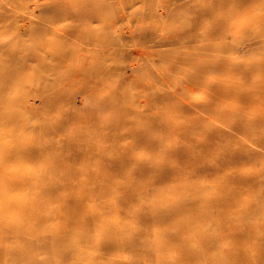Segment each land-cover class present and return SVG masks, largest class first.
<instances>
[{
    "label": "rangeland",
    "instance_id": "374dc122",
    "mask_svg": "<svg viewBox=\"0 0 264 264\" xmlns=\"http://www.w3.org/2000/svg\"><path fill=\"white\" fill-rule=\"evenodd\" d=\"M46 4L48 0H0V68L8 62L9 68L3 76L7 77L11 85L8 88L9 92L5 94L8 98L3 100V106L15 105L19 96L25 97L26 107L39 106L38 101L33 97H29L27 103V97L33 87L29 84L31 76L27 73H18L21 72L20 66L25 61L24 57L22 59L23 53L30 54L34 51L33 42L29 43L33 34H23L30 25H46L45 22L51 20L54 26L72 29L73 33L80 36L79 39L86 37L89 31L95 32V36L103 41L119 37L128 39L126 44L120 40L116 45L118 49L123 48L122 54L120 51H115L116 54L109 51L107 55L113 76L121 80L118 82L105 80L104 90L107 86L114 90L121 87L128 92L126 80L129 78L139 81L141 94L138 91L132 96L144 99L156 98L155 107L150 105L152 110L160 115L158 123L161 128L153 134L163 140L164 144L162 151L151 152L139 149L134 154L163 156L166 167L172 170H176L177 167L182 171L183 176L191 174L190 180L193 182L217 183L229 187L236 195L243 198L244 203L239 210L240 216L232 219V222L236 223L243 217L250 219L248 224L251 228L245 234L247 233L249 237L254 236L255 240L249 244H245V236L233 241L236 236L230 231L222 233L223 228L214 226L213 221V232L218 245H214L210 256L200 257L194 264H212L217 251L222 252L223 255L229 246L240 257H245L243 259L245 264H264V258L260 256L264 254V0H65L64 6L68 5L71 14L66 10L58 14L50 11L41 17L45 13ZM248 4H254L259 10L246 13ZM88 6L99 9L94 11L100 14L95 16L98 19H92L85 26L80 24L76 17L83 14V10H87ZM63 29L59 30L58 36L47 34V41L51 38H66ZM10 30L18 37L12 36L8 39L12 42L4 43L3 41L7 39L1 38L9 36ZM75 42L74 39L69 44L74 45ZM214 45H225L229 51L216 52ZM208 48L213 57L224 60L227 66H231L230 77L220 74L208 77L209 73L205 72L207 74L205 79L195 78L197 70L224 68L220 61L216 63L203 60L204 51ZM209 50L205 53L208 54ZM138 51L143 52V57L137 53ZM135 57L138 60L132 64ZM195 60L198 62L194 63ZM134 64L142 67L133 69ZM201 81L206 84L211 83L209 96L206 95L202 101L194 104L189 101L191 94L187 93H190L194 85ZM135 84L131 89L137 88L138 85ZM16 87L18 94L12 98L11 91L16 90ZM36 93L37 91L33 92ZM180 93L184 95L182 99L176 96ZM106 100L109 101L104 105V108L107 107L106 114L116 113L108 108L115 103L114 100L116 103L123 102L122 97L112 94H109ZM87 103L77 98L75 108L77 110L84 108ZM198 103L201 104L197 105ZM202 103H214L216 110L209 113L201 106ZM137 110L140 111L138 107ZM2 112L0 111V114ZM121 122L126 125L130 120L124 117ZM55 123L56 119L48 124ZM181 123L183 129L185 125L186 130L180 133L173 132L172 130H176L175 126ZM95 126L97 135L101 134L102 123ZM65 128L66 132H77L78 129L73 123H67ZM143 129L144 126L141 125L133 126L128 130V136L134 134L135 139L141 137ZM114 134L110 132L109 135L101 137H112ZM38 135L42 143L47 144L50 136L45 135L43 138L41 133ZM123 139L121 145L125 146L127 141ZM72 140L76 141L70 143H78V139ZM181 152L185 160L178 163ZM198 153L205 155L199 159ZM55 156L56 153L53 152L51 161ZM18 159L23 162L25 157L21 154ZM2 160L0 158L1 165ZM32 162V165L24 167V172L27 168L26 170L32 173L34 171L38 173L49 166V164L46 166L40 164L37 159H33ZM91 171L90 168L80 169L79 172ZM67 172L71 173L69 169ZM259 174L262 178L256 180L255 184L263 185L261 191L248 193L247 183L242 180L241 185L234 190L235 183L232 179H256ZM1 179L0 176V183L4 181ZM19 179L25 181L26 177L21 175ZM185 180L181 177L177 182L181 183ZM74 188L71 186L70 191ZM87 188L84 186L85 190ZM90 188L92 189L90 193L96 194L84 198L83 205L80 204L82 201L78 197L67 195L68 187L60 185L57 188L60 196L70 197L75 202L67 208L69 214L70 209L71 211L77 209L78 214L81 213L69 231V237L73 238V241L69 242L70 246L58 245L54 239L57 225L64 221L62 218H57L53 223L35 232L39 235L29 237V240L17 235L9 237L8 242L12 248L13 246L24 248L29 252L24 251L21 255H16L10 250L6 257L0 258V264H159L158 259L152 256L154 247L150 244L138 243L139 240L148 241L152 236L148 231L138 230L141 224L130 215L133 202L118 204L121 213L114 211L117 215L113 213L114 218L111 219L110 215L101 214L95 207L100 202V189L95 186ZM81 189L82 187H79V192ZM36 191L35 187L31 189L29 197L31 203L39 207L32 198ZM113 194L109 195L111 199L114 197ZM11 195L2 197L0 194V200L15 202L17 195ZM191 200L192 195L183 192L163 208L181 207ZM19 201L23 202L21 198ZM199 204L200 206H197L202 213L207 214L205 201ZM45 206L48 209L60 208L62 203L51 199ZM79 207L82 209L78 210ZM9 216L15 222L22 220L21 215L16 213H11ZM83 216H87L88 220L81 224ZM111 220L118 227L119 233L102 228L104 222ZM206 222L211 223L210 220ZM82 225L86 230L92 231L87 238L82 236ZM35 233L32 232L28 236ZM175 258L172 252L166 255V259Z\"/></svg>",
    "mask_w": 264,
    "mask_h": 264
},
{
    "label": "bare ground",
    "instance_id": "6f19581e",
    "mask_svg": "<svg viewBox=\"0 0 264 264\" xmlns=\"http://www.w3.org/2000/svg\"><path fill=\"white\" fill-rule=\"evenodd\" d=\"M64 4L65 0H48L44 8L45 13L41 17L50 11L58 14L66 10L71 14L68 5L64 6ZM247 9L246 13H249L259 10V7L248 4ZM94 10L99 9L88 6L87 10H83V14L76 17L81 22L80 24L86 26L92 19H98L95 16L100 13ZM45 24L30 25L23 32V34H33L29 43L33 42L34 51L30 54L23 53L22 59L24 57L25 61L20 66L21 72L16 71L31 76L29 84L33 87L27 97V103L28 98L33 97L39 103L37 108L26 107V99L23 96L17 97L15 105L3 106V100L8 98L5 94L9 92L8 88L11 86L7 77L3 76L9 68L8 62L0 68V111H3L0 114V158L3 159L2 165L0 163L3 166L2 169L0 168V176L1 180H4L0 183V194L2 197L16 194L18 201L19 198L23 200V202L0 200V258L6 257L10 250H13L16 255H21L24 251L29 252L24 248H15V246L12 248L8 242L9 237L17 235L29 240V237L39 235L35 232L42 230L57 218H62L64 221L57 225L54 239L58 245L70 246L69 242H72L73 238L69 237V231L81 214H78L77 209L75 211L70 209L69 214L67 208L75 204L70 197H78L82 201L80 204L83 205L84 198L87 199L96 194L90 193L92 191L90 186L100 189V202L96 204V209L101 214L110 215L111 219L114 218L113 213L114 215L121 213L118 204L133 202L130 215L141 224L138 230L148 231L152 236V239L139 240L138 243L153 246L152 256L158 259L159 264H194L200 257L210 256L214 245H218L213 232V221L214 226L223 228L222 233L232 232L236 236L233 241L240 240L243 236L246 237L245 244L255 240L254 236L249 237L247 233L245 234L251 228L248 224L250 219L243 217L236 223L232 222V219L240 216L239 210L244 203L243 198L236 195L229 187L217 183L193 182L190 180L191 174L183 176L182 171L177 167H175L176 170L166 167L163 156H136L134 154L139 149L151 152L162 151L164 144L163 140L153 134L161 128L158 123L160 115H157L150 105L155 107L156 98L144 99L132 96L138 91L141 94L139 81L128 78L126 80L128 92L125 89L122 90L121 87L114 90L107 86L104 90L105 80L111 82L121 80L113 76L111 62L107 59V55L109 51L114 54H116L115 51L121 53L123 48L118 49L116 45L120 40L126 44L128 39L119 37L103 41L95 36V32L91 33L92 31H89L83 39H79L80 36L73 33L72 29L54 26L51 20H47ZM60 29H63V35L66 38L55 37L56 39L51 38L47 41V34L58 36ZM8 35L1 38L7 39L3 41L4 43L12 42L8 40L12 36L18 37L11 30ZM74 39L75 44L70 45L69 42ZM208 50L209 48L205 49L203 60L216 63L220 61L224 68L209 69V71L197 70L195 78L205 79L207 77L205 72L209 73L208 77L217 76L214 74L230 77L232 75L231 66H227L224 60L213 57L210 50L208 54L205 53ZM214 50L216 52L229 51L225 45H214ZM137 53L143 57V52L138 51ZM137 60L135 57L132 64ZM197 62L194 61V63ZM141 67L142 65L134 64L133 69ZM135 83L138 86L133 90L131 87L133 84L136 85ZM210 84L202 81L196 83L192 91L187 93L191 94L189 101L195 104L197 101H202L206 95L209 96ZM35 91L37 93L33 94ZM17 94L18 87L11 91V97H16ZM109 94L122 97L123 102L116 103L114 100L115 103L108 107L116 113L106 114L107 107L104 108V105L106 102L109 103L106 100ZM176 96L182 99L184 95L180 93ZM77 98L88 102L87 106L77 110L75 108ZM199 104L201 103L197 105ZM201 106L209 113L216 110L214 103H202ZM124 117L130 120L129 124H122L121 120ZM55 119L54 125L48 124ZM67 123L75 124L78 128L77 132H66ZM99 123H102L103 129L102 133L97 135L95 125ZM137 125L144 126L141 137L135 139L134 134L128 136V130ZM175 128L176 130H172L175 133L186 130L185 125L183 129L182 123L176 125ZM110 132L115 134L112 137H101L109 135ZM39 133L43 135V138L45 135L50 136L47 144L42 143ZM72 139H78V143H70V141H76ZM122 139L127 141L125 146L121 145ZM53 152L56 156L51 161ZM21 154L25 157L23 162L18 159ZM180 154L178 163L185 160L182 152ZM198 154L199 159L205 155ZM33 159H37L45 166L49 164L48 168L46 166V169L38 173L35 171L32 173L25 168V173L24 167L32 165ZM90 168L91 172H79L80 169ZM68 169L71 173L67 172ZM21 175L26 177L25 181L19 179ZM181 177L186 180L181 183L177 182V179ZM261 178L259 174L256 179H232L235 183L234 190L241 185L242 180L247 183L248 193L261 191L263 185L255 184V181ZM60 185L69 188L67 195L70 197L63 198L59 195L57 188ZM71 186L75 188L70 191ZM84 186L88 188L85 190ZM34 187L37 191L32 198L39 204V207L33 205L29 197L30 190ZM79 187H82L80 192ZM183 192L191 194L192 200L181 207L163 208ZM111 193H114L112 199L111 196L109 197ZM142 193L145 195H141ZM51 199L61 202L62 206L48 209L45 204ZM202 201H205L207 214H203L200 210L199 203ZM79 209L82 208L79 207ZM11 213L21 215L22 220L15 222L9 216ZM122 214H125L124 210ZM82 219L81 224L86 222L88 217L83 216ZM209 220L211 223L206 222ZM82 227V236L89 237L92 231L86 230L83 225ZM102 228L114 231L116 234L119 233L113 220L104 222ZM32 232L35 234L28 236ZM122 236L121 234L120 237ZM170 252L174 253L175 259H166V255ZM69 255L73 254L69 253ZM260 256L264 258V254ZM244 258L236 254L229 246L223 255L222 252L217 251L212 264H245Z\"/></svg>",
    "mask_w": 264,
    "mask_h": 264
}]
</instances>
